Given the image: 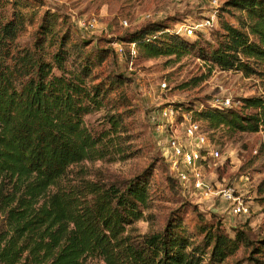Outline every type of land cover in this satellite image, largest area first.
<instances>
[{"label":"trees","instance_id":"1","mask_svg":"<svg viewBox=\"0 0 264 264\" xmlns=\"http://www.w3.org/2000/svg\"><path fill=\"white\" fill-rule=\"evenodd\" d=\"M36 4L41 1L14 0L10 13L0 5V264H222L234 256L249 241L244 230L231 237L220 226H201L203 240L196 243L182 210L161 231L140 233L136 224L150 208L152 169L124 183L76 169L137 153L125 146L132 140L125 122L131 104L120 90L127 80L98 72L114 44H134L137 57L121 58L131 61L178 64L194 55L223 71L257 76L264 89V0L227 1L213 42L190 41L159 21L112 40V47L73 40L63 18L51 10L38 16ZM222 10L241 12L237 25L221 20ZM112 96L119 103L106 116L109 128L90 130L85 118ZM240 100L238 108H214L209 101L201 109L173 106L193 112L220 148L223 133H262L264 150V93ZM169 174L168 168L181 193Z\"/></svg>","mask_w":264,"mask_h":264},{"label":"rangeland","instance_id":"2","mask_svg":"<svg viewBox=\"0 0 264 264\" xmlns=\"http://www.w3.org/2000/svg\"><path fill=\"white\" fill-rule=\"evenodd\" d=\"M14 0H0V5L10 13ZM36 4L38 16L45 10H51L65 21L73 40L86 38L93 40L99 47L113 45L112 40L120 42V38L140 29L150 22H167L171 29L179 23H194L208 16L214 10V0H39ZM222 8L229 0H218ZM236 14V15H233ZM241 12L229 13L222 10L221 20L237 25L235 16ZM147 16H150L147 18ZM95 18L96 29L86 31L78 25L79 21ZM126 19L128 27H122L120 20ZM187 20V21H186ZM38 22V21H37ZM221 22V21H220ZM37 23L28 29L23 41H29L36 30ZM220 27L198 33V36L187 37L190 41L207 40L213 42L214 34ZM114 48V46H113ZM101 76L120 75L127 83L120 89L130 101V114L125 122L128 136L137 153L126 161L85 162L76 170L88 168L99 170V177L124 183L146 170H153L150 192V208L146 210V218L137 222L136 227L142 234L161 231L172 213L183 211L184 224L188 233L196 243L203 240L201 226H220L229 236L234 237L236 230H244L248 243L242 245L238 252L222 264H257L264 260V150L263 134H231L223 133L225 145L221 147L223 157L211 162L205 170L208 182L218 181L224 188L237 189L240 196L250 208V214L244 217H233L228 204L221 200L211 203L184 196L175 189L168 177V168L163 152L157 146V140L164 139L170 133L157 134L150 121V114L170 105H192L200 109L216 95H230L235 100L260 96L264 93L263 83L257 76L246 77L236 71H223L210 62L203 61L194 55L183 56L178 64L169 58H158L149 61L141 59H121L115 53L98 70ZM166 82L168 90L161 89ZM115 96V94H113ZM106 102V107L93 112L85 118L86 125L94 132L109 128L107 114H113L116 97ZM119 103V102H118ZM117 106H120L117 104ZM124 110L123 107H120ZM168 126L169 122L161 120ZM171 133L183 137L184 128L179 120L172 123ZM126 138V137H125ZM128 142V143H127ZM168 164V163H167ZM170 175V174H169ZM249 176L242 181V176ZM260 248L263 252L255 253Z\"/></svg>","mask_w":264,"mask_h":264},{"label":"built area","instance_id":"3","mask_svg":"<svg viewBox=\"0 0 264 264\" xmlns=\"http://www.w3.org/2000/svg\"><path fill=\"white\" fill-rule=\"evenodd\" d=\"M214 10L210 14L194 23H179L175 27L178 34L187 37L196 36L199 32L217 28L219 26L220 4L218 0L212 2ZM150 16H147V18ZM187 21V20H186ZM78 25L86 31L96 29L97 20L95 18L87 21H79ZM122 27H128L126 19L120 20ZM115 54L119 58L128 55L131 59L137 57L138 52L134 44L128 46L122 43L114 44ZM162 90H168L166 82L161 83ZM214 108L240 107L241 100H235L232 96L216 95L208 102ZM203 108V106L201 107ZM200 108V109H201ZM150 121L155 127L157 134L170 132L166 138L157 140L159 150L168 164L170 175L178 181L181 193L184 196H191L199 200H207L214 203L221 200L228 204L229 212L233 217H244L250 214V208L243 199L236 195L237 189L224 188L218 181L208 182L205 170L211 162L218 161L223 157L221 148L212 140L208 132L203 128L202 121L195 118L193 112L176 108L173 105L165 106L150 114ZM179 120L184 128L183 137L171 133L172 123ZM161 120L169 122L168 126L161 124ZM249 176H242V181H248Z\"/></svg>","mask_w":264,"mask_h":264}]
</instances>
